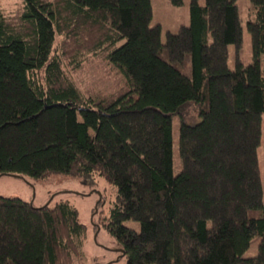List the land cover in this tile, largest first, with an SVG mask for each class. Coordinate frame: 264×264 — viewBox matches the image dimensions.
Returning <instances> with one entry per match:
<instances>
[{
  "label": "trees",
  "instance_id": "obj_1",
  "mask_svg": "<svg viewBox=\"0 0 264 264\" xmlns=\"http://www.w3.org/2000/svg\"><path fill=\"white\" fill-rule=\"evenodd\" d=\"M21 1L0 5V175L105 176L117 194L102 225L128 264H264V0H251L247 23L254 62L234 69L237 0H191L190 25L166 42L151 0ZM91 59L109 67L114 93L76 79ZM86 232L69 200L0 195V264H84Z\"/></svg>",
  "mask_w": 264,
  "mask_h": 264
},
{
  "label": "rangeland",
  "instance_id": "obj_2",
  "mask_svg": "<svg viewBox=\"0 0 264 264\" xmlns=\"http://www.w3.org/2000/svg\"><path fill=\"white\" fill-rule=\"evenodd\" d=\"M153 6L152 25L161 24L162 40L166 42L167 33H177L182 25H190V2L185 0L181 6H175L171 0H151ZM22 4L21 0H0L5 13H11ZM241 23L243 26V40L237 48L235 44L229 45V66L236 67L239 57L245 65L254 62V48L252 36L247 23L254 17V6L251 0H237ZM83 66L75 73L76 79L81 81L82 87L94 95L111 94L115 92V79L104 73L106 68L103 61L91 59L83 61ZM105 66V67H104ZM103 91V92H102ZM114 91V92H113ZM189 117L197 118V108L193 104L187 107ZM180 119L178 114L173 115V159L174 173L182 170L179 150ZM261 176L264 185V113L262 123V139L258 149ZM117 188L105 176L96 175L93 184L79 177L65 174H53L46 179L39 180L29 175H2L0 176V195L19 197L40 207L45 204L55 205L58 201L69 200L79 211L80 220L87 227L86 236L81 247L84 264H128V257L116 239L102 225L113 201L116 199ZM125 224L136 230L140 223L133 220ZM257 238L246 251V256H253L258 249Z\"/></svg>",
  "mask_w": 264,
  "mask_h": 264
},
{
  "label": "water",
  "instance_id": "obj_3",
  "mask_svg": "<svg viewBox=\"0 0 264 264\" xmlns=\"http://www.w3.org/2000/svg\"><path fill=\"white\" fill-rule=\"evenodd\" d=\"M0 176H2V175H0ZM18 176H20V175H18ZM123 252L125 253L124 249H123Z\"/></svg>",
  "mask_w": 264,
  "mask_h": 264
}]
</instances>
